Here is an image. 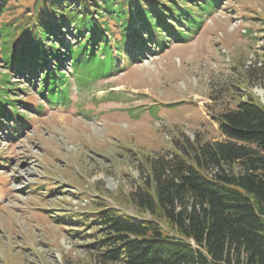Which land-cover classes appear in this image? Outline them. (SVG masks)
I'll list each match as a JSON object with an SVG mask.
<instances>
[{
  "label": "rangeland",
  "instance_id": "374dc122",
  "mask_svg": "<svg viewBox=\"0 0 264 264\" xmlns=\"http://www.w3.org/2000/svg\"><path fill=\"white\" fill-rule=\"evenodd\" d=\"M202 17L187 42L141 61L123 53L114 74L80 84L69 71L63 105L44 103L38 78L16 80L30 118L19 137L0 127V264H98L101 207L149 217L133 195L153 186L155 156L221 139L215 117L241 99L264 105V0Z\"/></svg>",
  "mask_w": 264,
  "mask_h": 264
},
{
  "label": "trees",
  "instance_id": "16d2710c",
  "mask_svg": "<svg viewBox=\"0 0 264 264\" xmlns=\"http://www.w3.org/2000/svg\"><path fill=\"white\" fill-rule=\"evenodd\" d=\"M223 1L0 0V127L19 137L30 118L20 77L38 78L30 84L44 103L63 105L71 73L88 84L117 72L123 53L162 54ZM215 119L221 139L154 157L153 186L133 195L149 217L95 213L98 264H264V105L252 95Z\"/></svg>",
  "mask_w": 264,
  "mask_h": 264
}]
</instances>
